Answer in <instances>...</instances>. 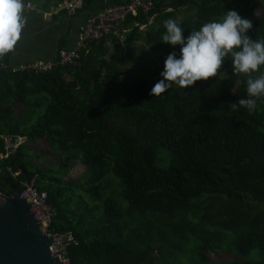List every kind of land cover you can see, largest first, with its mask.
Returning <instances> with one entry per match:
<instances>
[{"label": "trees", "instance_id": "1", "mask_svg": "<svg viewBox=\"0 0 264 264\" xmlns=\"http://www.w3.org/2000/svg\"><path fill=\"white\" fill-rule=\"evenodd\" d=\"M94 1L85 0L83 9ZM193 4L195 19L180 22L185 39L234 10L251 21L246 35L264 41V10L254 21L264 0H156L149 14L135 18L149 28L133 29L126 42L145 37L160 55L154 78L126 85L124 72L108 58V38L90 44L75 66L48 74H12L4 68L11 53L0 57V155L1 135L27 138L0 161V188L11 192L20 185L10 167L49 193L57 213L53 228L79 242L69 250L72 264H156L158 247H169L174 257L192 241L211 255L230 242L232 264H264V98L252 111L233 107L247 92L246 78L231 72L230 57L220 70L225 80L213 77L186 89L172 83L163 94L150 95L166 57L176 52L179 58L180 46L162 41L163 21ZM40 139L62 156L56 166L33 162ZM161 159L169 166L159 167ZM75 164L85 167L84 179L68 178ZM111 172L116 188L106 180ZM142 225L149 228L146 236Z\"/></svg>", "mask_w": 264, "mask_h": 264}, {"label": "clouds", "instance_id": "2", "mask_svg": "<svg viewBox=\"0 0 264 264\" xmlns=\"http://www.w3.org/2000/svg\"><path fill=\"white\" fill-rule=\"evenodd\" d=\"M25 0H0V57L11 53L27 24ZM166 29L162 41L180 46L179 58L170 53L164 61L161 77L152 87L150 95L159 96L175 83L181 88L193 86L219 76L226 57L231 58L232 74L246 76L247 98L239 99L233 107L254 110L257 98H264V41L252 40L246 33L252 28L251 21L236 11L228 10L220 21L204 23L198 30L190 31L184 38V30L175 19L163 21Z\"/></svg>", "mask_w": 264, "mask_h": 264}, {"label": "built area", "instance_id": "3", "mask_svg": "<svg viewBox=\"0 0 264 264\" xmlns=\"http://www.w3.org/2000/svg\"><path fill=\"white\" fill-rule=\"evenodd\" d=\"M85 0H64L61 9L70 15L77 14L83 9ZM156 0H130L126 4L107 5L103 10L90 14L81 27L78 42L72 50H62L56 61H35L19 65L17 67L4 66L12 74L31 73L35 75L48 74L58 68L75 66L85 54L89 53V46L92 43L103 41L104 38H113L119 44L127 42L128 34L136 28L146 31L149 25H141L135 18L142 12L149 14L154 7ZM25 8H33L30 1L25 2ZM60 10V9H59ZM58 13V12H57ZM131 22L128 23V20ZM153 23V18L150 25ZM4 153L0 155V161L9 158L16 153L17 148L22 144L21 137L14 135H1ZM12 177L19 181L22 195L29 199L31 208L37 213L41 221V234L53 239L54 254L59 255L62 264H72L69 258V250L78 247L79 242L72 233H58L53 228L57 213L49 202V193L40 191L35 186V180H20L21 171H12L8 168ZM1 176V171H0ZM6 195L0 192V199L6 200Z\"/></svg>", "mask_w": 264, "mask_h": 264}, {"label": "crops", "instance_id": "4", "mask_svg": "<svg viewBox=\"0 0 264 264\" xmlns=\"http://www.w3.org/2000/svg\"><path fill=\"white\" fill-rule=\"evenodd\" d=\"M27 1L32 3L33 8H25L24 10L27 24L22 32L21 39L10 54L9 64L5 66L17 67L35 61H56L62 50L75 48L81 27L88 16L103 10L112 0H95L90 7L80 10L75 15H70L67 11L61 9L63 1L53 0L51 5L46 2L48 0H25V2ZM158 1L163 2L165 5L172 2V0ZM173 10L172 8L169 9L170 12ZM179 14L180 16H178ZM196 14L197 7L193 4L177 12L174 19L181 18L182 15L187 19L188 16L194 18ZM144 38H138L135 42L124 44H119L115 39L108 38L107 47L111 48L109 49V60H113V57L119 58L122 55L127 60L126 62L133 64L132 73L136 74L134 70L138 71V69L148 73L150 70L146 64H149V57L153 58L154 65H156L159 64V54L152 47H149ZM140 45L142 46L139 47ZM136 66H139V68H136Z\"/></svg>", "mask_w": 264, "mask_h": 264}, {"label": "water", "instance_id": "5", "mask_svg": "<svg viewBox=\"0 0 264 264\" xmlns=\"http://www.w3.org/2000/svg\"><path fill=\"white\" fill-rule=\"evenodd\" d=\"M0 192L6 195L0 199V264H62L53 239L41 234L39 216L20 188Z\"/></svg>", "mask_w": 264, "mask_h": 264}, {"label": "rangeland", "instance_id": "6", "mask_svg": "<svg viewBox=\"0 0 264 264\" xmlns=\"http://www.w3.org/2000/svg\"><path fill=\"white\" fill-rule=\"evenodd\" d=\"M263 10H264V6L259 5L256 10L254 21L262 18ZM178 16H180V14ZM193 19H195V16L194 18L188 16V19H187V17L182 15L181 18H176V20L181 23L189 22V21H192ZM141 46L142 45H140L139 47ZM111 61H113V63L116 64L124 72L125 84L128 86H131L135 82H138L139 80H142V79L154 78L157 66L159 65V64L154 65L155 61L153 60L152 57H149V64H146V66L150 71L148 73H144L140 69H138V71L134 70L136 71V74H134L131 72L134 67L133 64L130 62H126L127 60L124 59V56L120 55L119 58L113 57V60ZM136 68H139V66H136ZM261 71H264L263 66H261ZM240 76L246 78V76L243 74H240ZM15 108L17 109V112L20 114L24 112V108L21 107L19 104H16ZM33 150H34L33 162H35V164H37L39 168H42L45 166H56L57 163L62 158L60 154L53 152L50 149L49 144L46 143L44 139H40L36 143V145L33 146ZM39 153H41L40 157L38 155ZM166 153L167 152H164L163 156H165ZM158 165L159 167L165 168L169 166V163L161 159ZM85 177H86L85 167L82 164H75V166L70 170V175L68 178L74 181L76 180L78 181V180L84 179ZM106 180L107 181L111 180L115 184V188H116V182L117 184L119 183V180L115 178L112 172L107 176ZM112 191H110V193L105 192V195L111 194ZM85 197L87 198V200H90L88 196H85ZM115 198L122 205L123 209L128 208V203L123 199L120 193L115 195ZM134 218L137 219V221H142V218L140 216L135 215ZM139 229H141L142 236H146L148 234L149 228L146 225H142L141 228ZM193 244H194V241H192L191 244L186 247L184 255L177 253L174 255V257L172 255L173 252L169 247H164V246L158 247L155 253V257L158 260L156 264H197V262H199L204 256L206 257V260H208V264H232L233 262V260L231 259V252H233V247L231 246L230 242L228 244L223 245L222 250H220L216 255H211L209 253H202L200 251H197ZM256 255L259 256L258 253H256ZM237 256L238 255H236L235 257L237 258Z\"/></svg>", "mask_w": 264, "mask_h": 264}]
</instances>
